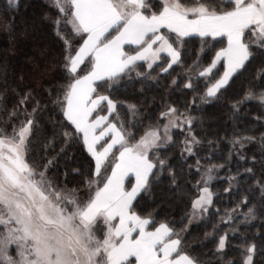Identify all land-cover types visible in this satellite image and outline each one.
Returning a JSON list of instances; mask_svg holds the SVG:
<instances>
[{
    "label": "snow or ice",
    "instance_id": "snow-or-ice-1",
    "mask_svg": "<svg viewBox=\"0 0 264 264\" xmlns=\"http://www.w3.org/2000/svg\"><path fill=\"white\" fill-rule=\"evenodd\" d=\"M18 7L19 0H7L8 11ZM53 7L55 19L47 13L43 19L54 24L62 49L43 69L36 64L34 72L41 79L52 73L54 80L39 95L31 87L9 88L6 81L0 89V264H212L200 258L187 236L194 220L205 222L213 215L216 200L210 182L214 170L223 165L203 171L195 185L197 195L179 226L158 209L138 207L145 198L155 202L153 187L165 172L169 191L175 197L185 195L168 149L175 142L174 130H179L186 133L181 160L187 162L185 152L197 155L196 148L203 143L193 134L197 118L190 110L181 112L170 99L158 116L141 114L140 105L124 101L127 114L121 116L112 93L133 72L143 80L155 67L169 73L180 66L187 67L197 83L204 81L201 100L219 99L234 74L257 55L264 56V0H53ZM192 36L205 44L208 37L226 38V45L221 39L210 60L202 63L203 57L197 55L187 65L183 48L185 38ZM193 75L174 78L170 91L181 83L195 90ZM256 79L264 84V66ZM9 95L19 97L11 106ZM249 101H256L259 109L253 117L255 127L251 134L237 135L233 145L259 143L261 151L251 161L240 157L249 164L240 174L247 191H240L237 177L230 178L223 191L237 199L222 222L235 220L236 208L247 209L242 213L245 224L264 216V89L245 90L232 102L231 112L236 122L241 106ZM45 113L52 131L37 136ZM137 124L143 126L139 135ZM207 142L213 144L211 139ZM73 144L86 151L89 160L87 169L72 168L74 176L84 178L69 187L67 168L63 182L49 172ZM196 166L200 173L199 159ZM205 240L215 244L213 256L223 264L227 233L221 235L213 227L211 233L205 232ZM241 247L240 264L257 260L264 264V233L251 239L242 236Z\"/></svg>",
    "mask_w": 264,
    "mask_h": 264
},
{
    "label": "trees",
    "instance_id": "trees-1",
    "mask_svg": "<svg viewBox=\"0 0 264 264\" xmlns=\"http://www.w3.org/2000/svg\"><path fill=\"white\" fill-rule=\"evenodd\" d=\"M6 4L7 0H0V89L4 87L6 81L9 88L26 89L31 87L35 88L37 95H39L54 80V74L44 73L41 79V75L34 72V68L36 64H39L40 68L43 69L47 61L58 58L62 49V41L57 38L54 24L51 20L45 21L43 19L47 13L54 20L56 9L53 4L46 0H19V7L12 11L6 9ZM185 39L188 43L183 48V59L187 65H191L197 55L203 57L202 63L210 60L214 52L221 46L219 43L221 39L226 45V38L221 37L215 39L208 37L206 44L198 36ZM204 53L207 55L204 56ZM261 66H264V56L257 55L251 62L247 63L246 68L239 70L230 78L229 85L225 86L226 90H221L219 99L209 101L200 99L204 95V81L201 80L197 83L195 76L188 68L180 66H173V69H169L170 74L162 73L159 67H155L152 75L143 80L133 72L131 79L125 77L112 93L120 105L121 116L127 114V104L124 101L140 105L141 114L153 112L158 116L159 109L165 101L170 99L176 103L181 112L188 114V110H190L191 115L197 118L194 121L193 134L203 142L196 148L197 155L188 156L185 152L183 155L187 158V162L184 163L181 160L186 133H181L179 130H174L175 142L168 149L170 163L180 173L181 184L186 189L185 195L175 197L169 191L168 174L165 172L160 178V183L153 187L155 202L152 198H145L140 201L138 207L150 210L158 209L161 216H166L168 220L174 221L179 226L181 217L190 208L191 199L197 195L195 185L201 179L203 171L211 165H223L222 168L218 167L214 170V180L210 184L216 200L212 206L213 215L205 222L193 223L191 232L187 236V243L195 248L200 258L211 260L212 264H222L219 257L213 256L215 244L205 240V232L211 233L213 227L218 229L221 235L226 232L229 238L223 254V264H227L228 261H235L236 264H240L242 236L251 239L257 233H264V216H258L256 220L247 224L243 223L242 213L247 210L246 208H236L235 220L222 222L225 212L235 207L237 199L235 196L228 197L223 191L229 186L230 178L237 177L240 183V191H247V185L240 178V174L249 164L240 157L243 155L247 161H251L252 155L255 154L259 157L261 151L259 143L246 142L243 147H240L239 144L233 145V140L237 135L251 134L250 130L255 127L253 117L259 112L256 106L257 102H245L241 106L236 122L233 121L231 112L232 102L241 98L245 90L251 87L259 93L264 89V84H259L256 79L257 71ZM217 67L222 74V64H218ZM144 70L147 71L146 68ZM21 75L24 77L23 81L20 80ZM189 75H193L195 90L185 89L181 83L180 88L170 91L171 81L174 78L183 80ZM41 84L44 87H41ZM141 89H143L142 92ZM18 98L9 95V106ZM194 98L195 103H193ZM39 128L40 131H38L37 136L51 133L52 128L47 113L40 118ZM137 129L139 135L143 131V126L137 124ZM8 130L11 132L10 127ZM258 133L259 129L257 128L256 134L258 135ZM209 139L213 141L212 145L208 144ZM38 158V156L32 157L34 160ZM197 159L200 160V173L197 172ZM88 160L86 151H83L79 145L73 144L68 148L58 166L52 168L49 176L54 180L63 182L64 172L67 168L69 172L68 186L78 185L84 177L83 175L74 176L71 170L73 167L87 169ZM181 169H183L182 172ZM189 171L192 173L191 176H189ZM237 180L232 181L233 192L237 191ZM187 190L191 191L188 192ZM258 198L257 193L253 200L258 201ZM162 200L163 204L160 203ZM217 208H219L218 215L215 214ZM233 228L238 229V231L234 233ZM201 242H204L203 246H201ZM257 264H259V260H257Z\"/></svg>",
    "mask_w": 264,
    "mask_h": 264
},
{
    "label": "rangeland",
    "instance_id": "rangeland-1",
    "mask_svg": "<svg viewBox=\"0 0 264 264\" xmlns=\"http://www.w3.org/2000/svg\"><path fill=\"white\" fill-rule=\"evenodd\" d=\"M46 1H48V2H50L51 4H53V0H46ZM214 180V172H213V179H212V181ZM211 181V182H212ZM211 182H210V184H211ZM197 222H199V220H194L193 221V223H197ZM12 251H13V255L15 254V246H13V249H12Z\"/></svg>",
    "mask_w": 264,
    "mask_h": 264
}]
</instances>
